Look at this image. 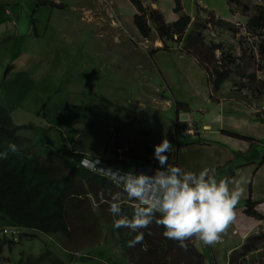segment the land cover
<instances>
[{
    "label": "clouds",
    "instance_id": "9594fccd",
    "mask_svg": "<svg viewBox=\"0 0 264 264\" xmlns=\"http://www.w3.org/2000/svg\"><path fill=\"white\" fill-rule=\"evenodd\" d=\"M99 1L101 5L91 16L83 14L77 15L75 7L70 0H37L36 3L29 0H22L25 8L22 17L15 16L9 7H7V4H0V13H4L7 16L5 23L10 26L9 30L0 33V38L3 36H10L0 41V49L3 48V45H5V48H8L10 45L9 51L12 52L15 46H17V50L21 51L22 54L13 53V56L9 54L4 58V61L0 63L1 114L3 112L11 114L13 121V114H16V110L23 106L29 95H31L33 99L37 97V99L45 98L49 100L48 95L37 93V90L40 88L39 84L44 82L45 84H49L50 87L53 83L59 85L58 79L65 80L68 74L66 70H63V68L68 67V65H60L55 71V76L49 78L52 72L50 69L51 64L56 62L57 59H52L54 55L65 52L64 59H69L70 55L73 56V64L70 67L74 65L81 66L83 64L77 62L80 57V52L84 51V56L87 58L88 52L85 51L89 48L91 42L100 46L101 41L99 37L110 36L117 31L123 30L125 27L129 28L131 33L135 35V39H132V44L138 48L139 42L141 41L143 46V38L147 37L141 34L135 23V17L137 15H143V11H140L131 0H127L134 8L135 14L130 16V21L128 18L122 20L112 0ZM139 1L141 2L142 10L157 11L161 15L162 20L168 22L165 16V10L162 8L161 0ZM252 1L253 0H238L233 2L236 4V7L233 9L229 7L233 18L226 19L224 17L225 19H222L217 16V14H214V17H217L218 20H212V23L215 27L224 29L232 39L230 44H234L232 48L223 45L222 50H217L215 52V58L219 61L218 65L222 66L219 70H232L230 77L224 81L220 89L217 90L214 89L213 82L209 79V74L205 68V66H209L210 70L214 68L212 66L213 63L207 60V57L210 56L209 51L208 56H206L204 54L205 49L201 52H197L195 49L189 48L186 41L188 37H180L179 34H174L172 39L174 41L179 40V38L180 41L183 39L184 43L182 46L178 45L179 47L176 49L171 45H165L160 39V35L156 29L158 22L155 21L152 23L150 19H147V27L149 28L150 34H158V40H160V44H162L158 51H174L178 56L186 54L189 56L187 59H191L188 52L193 51L199 54V57L204 62L200 68L202 74L205 76L209 93L211 90L222 92L225 88H229L230 85L235 86L236 89L234 91L237 93L235 99H239L245 102L250 108L254 107L262 112L264 111V97L260 96V92L257 88L260 82L264 80V72L262 71L259 76L254 72L257 78L252 79L251 75H249L251 73L244 72L241 68L242 73L249 75L248 77H241L237 74L235 66L227 62L229 56L233 58L236 56L239 60L238 64L241 66L240 61L242 59V54L247 49H240L239 46L243 45L248 47L251 43L250 38H258V34L264 33L263 30L253 35L248 30V20L249 17L254 14L255 8L257 6L264 7V4H254L255 7L251 8V5L246 3L252 4ZM182 2L183 1L180 0L181 9L184 8ZM170 3H173L174 8H176V2L174 0H170ZM244 4L245 12L241 14L239 13L240 6ZM106 12H108V14H106ZM249 12H252V14L249 15ZM27 13L30 16L29 20L25 18ZM238 13L241 16H238ZM102 14L106 15L105 24L109 27V31L111 32L107 36L101 35L100 26L96 24L95 21V18L97 16H102ZM185 16L191 19L187 34L193 30L195 33H200V31L197 32V26H193L197 19L189 15ZM236 17H243L245 23L241 22L240 19H236ZM219 21L228 24L229 27L218 25L217 22ZM27 24H29V27L24 30L23 28H25ZM129 24L132 25L130 26ZM232 24L234 26H232ZM199 27L201 28L202 26ZM234 27L245 33L239 45L236 42V38H233V34L236 33ZM18 40L19 45H17ZM237 45L238 48H236ZM70 47H74L78 52H74ZM51 50L53 52L49 53ZM153 53H155V51L149 52L148 55L150 56ZM222 58L225 59L224 63ZM56 64L58 63L56 62ZM23 67L25 69H23ZM81 68L82 67L77 70H72L71 72L78 73ZM74 78V76L71 78L72 82ZM233 78H238L239 81L233 82ZM62 93H66L64 100H67V97L70 95L68 87H66L64 91H59L58 88L56 89L57 96ZM218 98L219 100L221 99V97ZM163 99L170 101L168 106L170 108H173L174 103L177 101L175 99L169 100L164 97ZM4 100L6 101V105L3 104ZM48 106L49 103L47 102L40 108L42 110H38L37 115L34 117L33 121L39 127L43 122H45L46 125L50 123L47 121L46 115ZM40 112H45L41 121ZM79 112L80 116L83 117L82 109L76 111L77 114ZM185 114V118H180L179 115L177 116V122L174 128V138L177 143L175 147L168 140L163 139L161 143L157 145H154L153 142V145H149L151 148L154 146V150L153 148L152 150L153 159L155 161L149 159L147 162H142L144 161L143 158L131 156V149L134 148L136 141L128 146L129 156L125 158L109 152H104L102 156H94L85 152L80 153L86 157L81 160L82 167L97 173L102 178H106L118 189L117 194L108 195V198L104 196L101 199L103 203L111 202L108 211L112 214L114 219L113 223L109 222V226H112L113 231L125 233L131 238L127 241V245L125 246L128 250L124 253V256L127 254L142 256L143 264H149L150 260L154 257L147 258L153 254H149L146 249L149 245L145 243L146 237L143 232V229L148 228L150 224L155 223L158 226H162V235L164 238L176 242L177 246L182 249H187L186 241H190L191 239H195L205 246H215L221 240L222 234L226 232L229 225L234 222L236 206L245 193L244 185L247 181L243 176L225 177L217 180L214 175V169L209 167H205L199 172H193L184 170L178 166H173L171 154L174 148L177 149L182 145L179 137L188 135L193 136L196 132L195 124L197 121L195 120L194 112H191L189 115L188 112ZM139 119L140 117L137 115V124ZM138 126L139 130L140 126L143 128L138 134L139 139H142L140 134L144 133L142 140L145 141V148L147 144V139L145 140V138L149 137V140L152 141L151 137L154 136V132L150 131V126H148V128L143 126V123ZM179 126H183L181 131H178ZM119 127L121 126H116V129ZM27 129L29 128L26 127L23 130ZM32 130L35 132L34 129ZM234 134L235 133H232V136L235 137ZM45 138H47V136ZM31 142L35 145V140ZM46 143L51 147L48 141ZM9 153L19 155L20 148L15 143H9L7 151H3V141L0 139V258H7L9 261L8 264H22L23 256L29 254L31 257L28 256V262L25 264H50V260L60 263L57 255L53 253L58 252L60 249L70 251L72 247L65 248L61 245L54 246L53 244H44L39 240L38 229L26 225L36 224L37 226L39 214L37 210L32 209L28 205V202L23 199L24 189H22L21 181L13 177L7 168V157ZM104 159H108L110 162L107 163ZM248 161L249 162H247L246 158L242 161L240 156L237 155L235 159L236 163L233 164V167L238 169L240 166L248 165L252 162L249 157ZM126 164L129 166H125ZM252 164L257 163L253 161ZM92 188H94L95 194L96 185H92ZM119 196L122 198L121 203L129 199L132 201L133 207L128 204L120 205L115 202L116 199L114 198ZM123 199H125V201ZM124 205H128L130 208L135 207L130 218L126 214H122L121 207ZM67 210V219H69V209L67 208ZM69 226L71 236L75 242L74 245L76 244L77 236L86 234L97 235L95 241L99 243L100 236H102L101 233H107L108 231H105L97 222L91 221L88 218L81 224L72 221L69 223ZM86 229L87 233L85 234ZM256 235H258V233L252 235L250 238ZM34 243L37 244L36 250L32 248ZM5 249L7 252L4 255ZM19 249H24L26 252L24 253L23 251V253H21ZM44 250L47 251L49 257L43 256L41 258L42 254L39 253H43ZM142 250L143 254L138 253V251ZM65 253L70 258L71 255L67 252ZM239 253H241V251L233 253L231 257ZM200 254L204 256L203 252ZM59 256L60 258L62 257V252L59 253ZM33 257L35 259L31 260ZM80 262L82 261H73L71 258L68 259V264H79Z\"/></svg>",
    "mask_w": 264,
    "mask_h": 264
},
{
    "label": "rangeland",
    "instance_id": "374dc122",
    "mask_svg": "<svg viewBox=\"0 0 264 264\" xmlns=\"http://www.w3.org/2000/svg\"><path fill=\"white\" fill-rule=\"evenodd\" d=\"M182 1L184 8L176 14L173 3L164 4L168 9L162 6L168 22L172 23L183 15H189L197 19L193 26L196 25L197 32L200 31L204 37L227 47H234V44H230L232 40L230 35L224 29L215 27L212 20H218L217 17H214V14H217L222 19H225L224 17L233 18L229 7L233 9L236 4L229 2L230 0ZM246 4H250L251 8H254V4H264V0H253L252 4ZM244 9L245 4L240 6L239 13L243 14L245 12ZM239 13L238 16H241ZM251 14L252 12H249V15ZM236 19H240L241 22L245 23L243 17H236ZM168 22L162 21V23L170 24ZM198 25L202 27L200 28ZM232 26L234 25L232 24ZM234 30L236 33L233 34V38H236V42L239 45L245 33L236 29V27H234ZM100 33L102 36H107L111 33L105 23L100 25ZM157 35L152 33L149 37L143 38V46L140 41L138 48L132 44V39H135V35L127 27L107 37L98 36L101 44L99 43V46L91 42L89 48L85 51L88 52L87 58L84 56V51L80 52L77 62L83 65L78 73H71L72 70L80 69L78 65L63 68V70L68 72L67 76L72 74L75 77L72 83L65 85L70 91L67 100H64L66 93H62L59 96L56 95V86L58 84L53 83L50 87L49 84L43 82L39 84L40 88L37 93L48 95L49 100L45 98L37 99V97L33 99L29 95L23 106L16 110V114H13L14 123L30 126L38 110H42L40 108L48 102L49 106L46 111L47 121L50 122L48 126H53L56 122L58 126L46 132L47 138L44 136L45 131L41 129L35 132L32 129L21 130L18 135L32 141L44 137L45 139L41 142L46 144L48 141L51 147L60 152L59 155L64 152L61 149H72L78 154L85 152L94 156H102L104 152H109L125 158L129 156L128 146L136 141L133 155L143 158L146 155L143 152L145 141L142 140L143 133L140 134L142 139H139L138 134L140 130H143L141 126L139 130L138 125L141 123L147 128L150 126V131L154 132V136L151 137L152 141L149 140V137L145 138V140L147 139V144L151 146L153 143L157 145L162 141L160 136L165 131L160 130L161 123L170 132L175 142L174 128L178 115L180 118H185L186 112H188V115L194 112L195 120L199 122L202 117L198 115L197 110L200 108H205L206 111H203L202 114L209 119L219 111V107L229 109L226 107L228 105L225 104V106L216 102L219 100L218 97L222 95H224L228 103L234 101L237 97L235 91L227 90L223 91L224 94H222L220 91L211 90L208 93L206 90L208 89L207 85H204L205 89L199 87L200 77L201 75L203 76L200 67L204 64L199 54L193 51L188 52L191 60H193V66L188 63L190 62L187 59L189 56L186 54L178 56L175 53L163 52L159 54L157 62L152 60L148 53L152 51L158 52L159 47L162 45ZM7 37L10 36H3L0 41L2 39L5 40ZM250 41L251 43L248 47L239 46L240 49H247L243 54L241 53V68L244 72L251 74L255 72L259 76L262 73V67H264V56L260 54L261 42L264 44V33L258 38H250ZM171 43V46L177 49L178 45L182 46L184 42L183 39L180 41L179 38V40ZM17 45H19V40ZM238 45L236 48H238ZM9 47L10 45L8 48L3 45V48L0 49V63L9 54L11 56H13V53L22 55L21 51L17 50V46L12 52L9 51ZM70 49L78 52L74 47H70ZM52 52L51 50L49 53ZM64 54L65 52H61L58 55H54L52 59L63 58ZM204 54L208 56V50H204ZM23 69L25 68L23 67ZM50 69L52 72L49 78H52L58 69L56 62L51 64ZM162 74L165 77H170L174 83L169 87L163 88L165 84L162 80ZM179 85L181 86V97L174 103L173 108H167L170 101L164 100L163 97H168L171 89ZM152 90H154V93H151ZM3 104L6 105L5 100ZM78 109H82L83 117L80 116V112L76 113ZM44 113L40 112V121ZM137 115L140 117L138 124ZM159 120L160 124L158 123ZM116 126H121L120 132H118ZM40 127L46 128L47 125L43 122ZM167 140L171 143V139ZM152 148L154 150V146ZM148 158L155 161L153 154L148 155ZM125 166L128 167L129 165L126 164ZM89 189L92 191L91 194L78 199L80 208H77L76 214L82 219L75 218V222L81 224L86 218L92 220L95 217L99 226L105 231L108 230L107 233L102 232L100 242L96 243L97 235L86 234V229V235L77 236L76 244L72 245L70 251L60 249L53 254L57 255L63 264H68L69 259L65 252L74 255V257L72 256L73 261H82L79 264H132L129 261V256L123 257L128 250L125 247L127 241L131 238L125 233L113 231L112 226H109L111 215L108 208L111 202L103 203V200L98 202L97 198L100 196L94 195V188L89 186ZM114 199L120 205L128 204L133 207L132 201L129 199H126V201L123 199L124 203H121V196ZM101 205L104 207L103 209L100 208ZM128 205L124 206L130 208ZM154 238L157 242L156 245H149L146 248L149 254H153L147 258L154 256L149 264H179L180 259L184 260L183 262H189V264H205L204 256L203 258L192 256L193 244L195 243L193 240L195 239H191L187 245L191 251L190 253L188 248L186 251L183 249L179 251L181 253H177L176 250L172 251L169 242H166V239L162 236H155ZM32 248L36 250L37 244L34 243ZM6 252L7 250L5 249L4 255ZM60 252H62L61 258L59 256ZM138 253L143 254V250L138 251ZM39 254H42L41 258L43 256L49 257L46 250ZM28 256L31 257L29 254L23 256L22 264L28 262ZM104 256L110 257L111 262L104 259ZM200 256L202 257L201 254ZM18 258L20 259L19 255ZM32 259L35 258L33 257ZM8 262L7 258H0V264H8ZM235 262V264H264V247L246 257L238 258Z\"/></svg>",
    "mask_w": 264,
    "mask_h": 264
},
{
    "label": "trees",
    "instance_id": "16d2710c",
    "mask_svg": "<svg viewBox=\"0 0 264 264\" xmlns=\"http://www.w3.org/2000/svg\"><path fill=\"white\" fill-rule=\"evenodd\" d=\"M134 5L140 11H143V15H137L135 17V23L144 37H148L150 32L147 27V19H150L152 23L155 21L158 22L156 29L160 35V39L165 45H171V42L174 34H179L180 37L184 36L186 38L187 46L189 48L195 49L197 52L202 50H208L210 56L207 57V60L210 63H213V70H210L209 66L206 67V71L209 74V79L213 82L214 89H220L224 81L230 77L232 70L220 71L219 68L222 66L218 65V60L215 58V52L217 50H222L223 44L216 43L210 38L204 37L201 33H195L190 31L187 34L188 26L190 25L191 19L188 16L183 15L177 22L165 24L162 23V18L159 12L152 10H142L141 2L139 0H131ZM176 3V8L174 12L178 13L181 11L180 0H174ZM236 2L238 0H230ZM218 25L223 27H229L228 24L219 21ZM248 30L253 35H256L258 32L264 30V7H256L254 14L249 17L248 20ZM263 33L258 34L261 36ZM260 54L264 56V44L261 42ZM227 62L230 65L235 66L237 74L241 77H248L251 75L252 79H256L257 76L255 73L247 75L246 73L241 72V66L238 64V59L235 56H229ZM241 59V58H240ZM73 56L70 55L69 59L57 58L56 62L57 67L60 65L64 66L67 64L71 66L73 64ZM223 63L225 59L222 58ZM82 67V65L80 66ZM264 72V67H262ZM72 73V72H71ZM73 75L70 74L65 80L58 79L59 85L56 86L59 91L66 90L64 85L72 82ZM64 84V85H63ZM257 90L260 92V96L264 97V80L259 84ZM58 124L55 123L53 126H48L46 128H40L33 121L30 126H21L16 123H13L11 114L7 112L0 113V139L3 141V151H7L9 143H15L20 148V154L9 153L7 157V168L9 169L10 174L17 178L22 183L23 199L28 202V205L38 211L39 222L36 224H26L28 227L36 228L39 232V240L44 244H53L54 246L61 245L65 248H70L74 245V240L71 236L69 223L75 221L76 219H82L78 214H76L77 208H80L78 199H82L83 196H88L91 194L89 186L96 185V192L94 195L100 197L97 198L98 202L108 195H115L118 192L116 186H114L106 178H102L95 172H91L84 167H82L81 160L86 158L83 154H76L72 149H61L63 154L59 155L60 152H57L55 149L41 142L44 137L37 138L35 140V145L32 140H29L25 137L18 136L20 130L28 127L29 129H34L39 131L40 129L45 131L44 136H47V131L54 129ZM183 126L178 127V131H181ZM120 132L121 127L117 128ZM235 137L242 138L238 134H234ZM144 136V133H143ZM243 139V138H242ZM41 142V144H40ZM134 148L131 149V156L133 155ZM143 152L146 154L143 156L142 162H147L149 160L148 155L153 154L152 148L146 144V147L143 148ZM105 162L109 163L108 159H104ZM62 167V170H61ZM70 203V204H69ZM69 204V206H68ZM69 208V219H67V214ZM101 209L104 207L101 205ZM247 213L253 216L257 214L252 212L251 202H247L246 209ZM122 214H126L131 217L132 211L134 208H128L122 206ZM95 215V214H94ZM110 222L113 223L114 217L110 213ZM91 221L98 222L95 217ZM38 227V228H37ZM144 236L146 237L145 243L147 245H156L155 236H164L162 235L163 227L158 226L155 223H152L148 228L143 229ZM51 238V239H50ZM154 238V239H153ZM96 242V241H95ZM166 242H169L172 251L183 250L178 247L176 242L166 239ZM187 245L190 241H186ZM264 233H259L258 235L250 238L247 241V244L243 247L241 253L231 257L230 264H235V260L241 257H246L254 251H258L264 246ZM156 247V246H155ZM189 249V246L187 247ZM21 253L25 251L24 249H19ZM187 250V249H186ZM184 249V251H186ZM158 251V249H157ZM189 249V253H190ZM199 248L193 244V257L203 258L200 256ZM71 255L70 258L72 259ZM129 256L130 262L133 264H143L142 256H136L135 254H127L124 257ZM69 258V259H70ZM104 259L111 262V258L104 256ZM205 264L206 259L204 257ZM184 260H179V264H189V262H183ZM50 264H63L56 261L50 260Z\"/></svg>",
    "mask_w": 264,
    "mask_h": 264
},
{
    "label": "crops",
    "instance_id": "0c3cea01",
    "mask_svg": "<svg viewBox=\"0 0 264 264\" xmlns=\"http://www.w3.org/2000/svg\"><path fill=\"white\" fill-rule=\"evenodd\" d=\"M29 1L37 2V0ZM70 1L73 3L77 15L91 16L101 5L99 0ZM112 1L122 20L128 18L130 21V16L135 14L131 4L127 0ZM169 2L170 0H161L163 8L168 9L164 4L169 5ZM0 4H7V7L17 17H22L25 11L22 0H0ZM6 18L4 13H0V33L10 29V26L5 23ZM25 18L29 20L28 13ZM225 18L230 19L229 17ZM95 21L100 26L106 22V15L97 16ZM28 27L29 24L23 29L26 30ZM161 53L163 51L155 52L150 57L157 62ZM188 61L193 66V60L188 59ZM162 78L165 84L163 88L174 83L170 77H165L164 74H162ZM232 81L238 82L239 79L233 78ZM204 85H207V82L205 76L201 75L199 87L205 89ZM180 87L179 85L172 88L170 95L164 98L178 100L181 97ZM235 89V86L230 85L224 91H234ZM206 90L209 93L208 89ZM151 93H154V90ZM222 94H224L223 91ZM216 103L226 104L228 106H225L229 109L219 107V111L210 119L202 114L203 111H206L205 108L198 109V115L202 118L195 124V134L179 137L182 145L177 149L174 148L171 161L173 166L193 172H199L205 167L214 169L217 180L225 177H245L247 181L244 185L245 193L236 206L235 220L222 234L221 240L215 246H205L201 242L193 240V242L195 241L194 245L199 248L200 252H203L207 264H230L231 255L241 251L242 246L247 243L252 235L264 233V160L255 161L257 164L250 162V164L240 166L238 169L233 167L237 155L242 161L246 158L247 162H249L248 157L251 160L253 157L264 159V111L260 112L254 107L250 108L239 99H234L228 103L224 95ZM158 123L160 124V120ZM160 130L165 131L160 136L161 140L162 138L171 139V144L175 147L177 143L174 142L170 132L162 126V123ZM232 133L238 134L243 139L232 136ZM249 201L252 205V212L254 211L258 217L247 213L248 208L246 209V206ZM236 231L237 233H235Z\"/></svg>",
    "mask_w": 264,
    "mask_h": 264
},
{
    "label": "water",
    "instance_id": "95a60500",
    "mask_svg": "<svg viewBox=\"0 0 264 264\" xmlns=\"http://www.w3.org/2000/svg\"><path fill=\"white\" fill-rule=\"evenodd\" d=\"M249 159H250V158H249ZM258 160H259V157H254V158H252L251 161L253 162V161H258Z\"/></svg>",
    "mask_w": 264,
    "mask_h": 264
}]
</instances>
